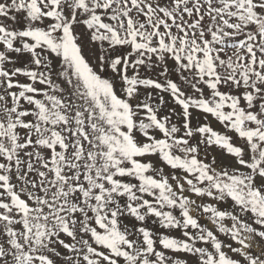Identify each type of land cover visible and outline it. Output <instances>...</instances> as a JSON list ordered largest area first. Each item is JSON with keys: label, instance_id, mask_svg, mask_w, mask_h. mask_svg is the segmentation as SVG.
I'll use <instances>...</instances> for the list:
<instances>
[{"label": "snow or ice", "instance_id": "1", "mask_svg": "<svg viewBox=\"0 0 264 264\" xmlns=\"http://www.w3.org/2000/svg\"><path fill=\"white\" fill-rule=\"evenodd\" d=\"M165 250L264 264V0H0V264H189Z\"/></svg>", "mask_w": 264, "mask_h": 264}, {"label": "rangeland", "instance_id": "2", "mask_svg": "<svg viewBox=\"0 0 264 264\" xmlns=\"http://www.w3.org/2000/svg\"><path fill=\"white\" fill-rule=\"evenodd\" d=\"M106 71L109 74L111 73V69L110 68L107 69ZM159 71H160V69L146 71L144 68H141V73L143 75H150V76H153V77H156L158 75ZM170 77L173 80H175L177 83H179L182 88H187L188 87L182 81H180L178 73L170 72ZM116 86H117V90L119 92V89H120L119 78H117ZM222 90H225V89H222ZM151 91H152V95H153L152 103L153 104H157L158 101L156 100V90H151ZM205 94L206 95L208 94V90L207 89H205ZM163 96H164V100L166 101V103H164L162 105H159V115L160 116L169 114L170 109L172 107H175L177 112L180 111L179 106H176L174 104V102L172 101V98L167 93H164ZM144 98H145V92L142 89L141 90L140 99L143 100ZM172 120H173L174 123H177L179 125V120H178V118L176 116H173ZM192 123H193V126H195L197 123H207L211 127H213V129L216 130V131H219L221 133H226V134H228L230 136H233L234 142L241 143L239 140L236 139L235 133L228 131L215 117H213L210 114H203V113H200V112L197 111V112L194 113V118H193ZM213 156L220 157L224 161L225 164L231 162V158L227 157L226 154H224L217 147H212V148L208 149L207 152H204V151L201 152V158L202 159L211 160V158ZM148 159H150L155 166H159V167L163 168L165 174H167V175H170V176H172V175H181V176H183L184 175V173L182 171H179V170H176V169H172V168L164 165L163 162L160 161L158 156L149 157ZM129 179H131V178H129ZM133 182H135V181H133ZM185 194L189 195L193 199L197 200V203H216V202L212 201L210 198H207V197H203V198L196 197L195 194L190 193V192H186ZM217 206L222 207V208H230L231 204H230V202H223L221 204H218ZM174 214L179 216V211L177 210ZM198 215H199V213H198ZM200 222L202 224H205L209 228H211L213 231H217L216 226L212 225L210 223V221L207 220L206 217H202ZM128 223L131 224V223H136V222H135L134 218H129ZM143 223L146 224L147 226H149L150 228L160 230L162 234H170V235H173V236H176V237L181 236V230H178V229H159V218H157V217H148V218H146V221H144ZM225 223L228 226H230V222L229 221L226 220ZM191 231H195V230H191ZM217 234H218L219 238L221 240L225 241L226 243H231V244H233L234 247L238 246V245H236V243L234 241H232L230 239L229 236H226V235H224L222 233H218V232H217ZM225 250L227 251V249H225ZM165 251H166V254L171 256L173 259L186 260V261L189 262V264H193L194 258L191 255H189V254L182 253V252H179V253L172 252L170 250H165ZM229 254L231 255V253H229Z\"/></svg>", "mask_w": 264, "mask_h": 264}]
</instances>
